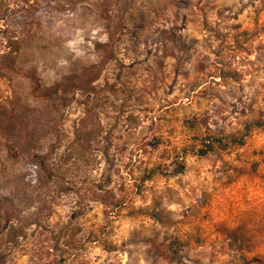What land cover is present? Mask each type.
Here are the masks:
<instances>
[{
  "label": "rangeland",
  "instance_id": "obj_1",
  "mask_svg": "<svg viewBox=\"0 0 264 264\" xmlns=\"http://www.w3.org/2000/svg\"><path fill=\"white\" fill-rule=\"evenodd\" d=\"M105 1L0 0V53L19 44L30 105L27 70L48 85L99 63L95 43L123 25L94 91L63 111L43 201L35 166L0 147V198L24 224L16 239L0 231V264H264V0H116L109 20ZM10 91L0 75V100ZM87 107L100 132L82 153ZM206 138L225 146L200 155ZM100 188L120 205L94 200Z\"/></svg>",
  "mask_w": 264,
  "mask_h": 264
},
{
  "label": "trees",
  "instance_id": "obj_2",
  "mask_svg": "<svg viewBox=\"0 0 264 264\" xmlns=\"http://www.w3.org/2000/svg\"><path fill=\"white\" fill-rule=\"evenodd\" d=\"M116 0H106L100 5V13L105 15L106 8L111 7ZM107 20L110 17H105ZM111 32L108 41L95 43L96 49L101 52L99 63L83 67L77 72L64 74L59 81L52 84H42L35 69L25 72L27 88L36 101L35 105H30L22 91L21 85L14 80V75L21 70L18 65L19 44L14 42V46L8 51L0 53V75L5 76L9 82L11 94L6 100H0V147L25 155L35 166L37 180L40 183L38 201L43 199L44 192L50 187L51 178L55 173H59L58 163L54 159L57 152L61 136L63 135L62 119L63 111L69 106L76 92L86 94L94 91L92 83L97 79L101 66L109 62L114 56V41L117 31L122 30V20L117 17L111 23ZM223 76L239 79L235 73L223 72ZM87 116L82 118L74 131V147L78 152H86L90 149L92 142L100 132V124L96 119L92 107H87ZM188 126H195L194 119H187ZM247 130L240 138H230V141L243 144V138ZM49 143L44 145L45 141ZM201 148L197 151L200 155H205L213 150L215 144L225 146L220 139H201ZM184 165L177 164L174 172L181 173ZM154 169H150L143 177V181L150 178ZM94 200L110 209L120 205L119 200L111 189L96 191ZM43 201V200H42ZM12 219L20 220L19 211L14 204L6 199L0 198V231H5L6 239H16L24 234L23 225H14ZM4 220L5 226L2 224ZM8 222H11L8 224Z\"/></svg>",
  "mask_w": 264,
  "mask_h": 264
}]
</instances>
